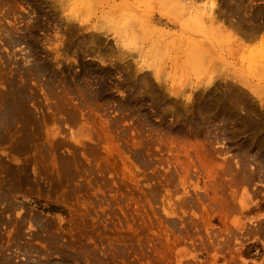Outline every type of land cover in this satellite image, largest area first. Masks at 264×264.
<instances>
[{
	"label": "rangeland",
	"instance_id": "rangeland-1",
	"mask_svg": "<svg viewBox=\"0 0 264 264\" xmlns=\"http://www.w3.org/2000/svg\"><path fill=\"white\" fill-rule=\"evenodd\" d=\"M0 264H264V0H0Z\"/></svg>",
	"mask_w": 264,
	"mask_h": 264
},
{
	"label": "bare ground",
	"instance_id": "bare-ground-1",
	"mask_svg": "<svg viewBox=\"0 0 264 264\" xmlns=\"http://www.w3.org/2000/svg\"><path fill=\"white\" fill-rule=\"evenodd\" d=\"M212 5H211V7H210V9H209V11H208V16H209V19L210 20H212V21H217V17H218V14H217V12H216V8H215V5H214V2H212L211 3ZM167 13V12H166ZM168 14H170V15H173V11H171V13L170 12H168ZM219 22V21H218ZM194 60H196V58L194 59ZM6 257V256H5ZM4 259V258H3ZM4 263V262H3Z\"/></svg>",
	"mask_w": 264,
	"mask_h": 264
},
{
	"label": "trees",
	"instance_id": "trees-1",
	"mask_svg": "<svg viewBox=\"0 0 264 264\" xmlns=\"http://www.w3.org/2000/svg\"><path fill=\"white\" fill-rule=\"evenodd\" d=\"M49 210H52V209H49ZM256 245L255 244H249L247 247H246V250H245V254L246 255H250L251 253H253L255 251L254 247ZM252 248V250L250 251L249 249Z\"/></svg>",
	"mask_w": 264,
	"mask_h": 264
}]
</instances>
